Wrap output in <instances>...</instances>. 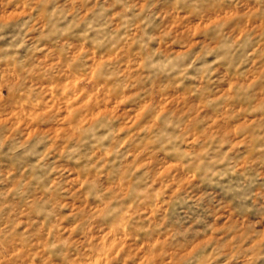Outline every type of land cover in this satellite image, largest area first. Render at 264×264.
I'll return each instance as SVG.
<instances>
[{"label":"rangeland","instance_id":"obj_1","mask_svg":"<svg viewBox=\"0 0 264 264\" xmlns=\"http://www.w3.org/2000/svg\"><path fill=\"white\" fill-rule=\"evenodd\" d=\"M148 3L147 27L140 25L139 34L146 33L149 48L162 54L156 59L185 52L195 59L215 46L211 26L218 22H227L236 37L245 30L256 33L250 55L242 63L229 59L210 69L197 61L184 76L173 74L170 81L162 74L152 80L141 68V48L135 41L106 55L85 47L83 33L65 35L67 27L59 34L51 25L46 28L31 0H0V36L5 37L0 40V122L32 145L43 141L31 163L24 150L18 156L5 144L0 193L19 211L17 231L33 237L35 264H188L193 256L200 258L191 264H264V209L257 213L252 207L256 197L242 207L228 185H212L221 196L209 188L211 181L201 188L190 158L162 151L146 138L156 113H145L154 100L161 111L185 117L193 135L182 151H200L199 137L213 149H224L233 174L259 180L256 193L264 204V110L252 111L264 105V22L245 15L256 12L257 0ZM105 62L113 67L105 68ZM138 77L144 83H135ZM102 136L109 138L98 142ZM145 173L153 195L163 190L164 197L138 195V177ZM21 183L30 189V199L59 201L58 222L56 216L50 222L37 219L38 208L25 210L13 199L12 189ZM53 184L60 186L55 195L45 191ZM185 192L195 193L212 214L205 213L197 223L188 204L171 203ZM102 194L115 198L109 207L121 212L101 215L107 204ZM125 213L131 218L122 222ZM85 232L94 252L83 239ZM49 242L57 247L49 249ZM102 250L105 259L100 258Z\"/></svg>","mask_w":264,"mask_h":264},{"label":"clouds","instance_id":"obj_2","mask_svg":"<svg viewBox=\"0 0 264 264\" xmlns=\"http://www.w3.org/2000/svg\"><path fill=\"white\" fill-rule=\"evenodd\" d=\"M186 3L188 5L198 4L199 0H186ZM31 4L40 11L41 19L45 21L46 28L51 25L59 34L64 27H67L69 31L65 35L75 36L83 33L85 47L94 46L98 51H105L106 55L111 54L118 46L122 45L126 48L130 42L135 41L141 48V68L148 72V78L152 80L160 79L162 74L170 81L173 74L184 76L196 66L197 61L204 63V66L209 69L213 68L215 64L229 59L233 64L242 63L250 55L249 45L253 42L254 35H256V33L245 30L236 37L234 31L231 33L228 31L227 22H218L211 26V30L216 33L213 37L216 40L215 46L197 55L195 59L192 58L193 54L191 52H185L179 56L164 55L162 59H156L162 54L149 48V37L146 33L144 35L139 34L143 32L140 25L147 27L148 17L146 13L150 8L148 0H143V7H141V0H31ZM257 4L259 7H257L255 13L249 10L245 15L254 16L255 19L264 22V0H257ZM239 22L243 23V18ZM3 39L5 37L0 36V40ZM151 39L155 41L158 38L152 37ZM23 46V44L20 45V47ZM79 59L83 61V57ZM104 67L111 69L113 65L105 62ZM144 79V77H138L135 83L142 84ZM125 80L129 84L132 83L129 76H125ZM244 91L247 92L248 89H244ZM3 99V95L0 94V102ZM144 99L147 100V93H145ZM261 110H264V105L252 109L254 112ZM145 113L146 115L156 113L153 127L146 130V138H149L152 145L158 146L162 151H167L169 154L175 153L181 159L190 158L192 165L200 174L199 183L201 188L211 181L212 184L209 185V188L216 196H221L223 193L216 191L212 185H228L232 189L231 194L235 203L244 207L247 206L249 201L253 200V197H256L252 207L257 213L264 209V204L261 203V199L256 193V188L260 187L259 180L246 174L241 179L240 175L233 174L234 169L231 160L224 149L219 147L213 149L210 142L203 137H199L196 143L200 147V151H196L195 148L190 149L188 152L182 151L181 145L187 143L189 137L193 135L192 127L190 125L186 126L185 117L179 116L171 110L161 111L154 100L147 103ZM5 133H7V140L4 139ZM110 135H114V133ZM108 138V136H102L98 138V142L99 139L107 141ZM6 143L11 145L10 150L18 156L21 150H24V155L29 156V163H31V158L38 154V147L43 144V141H36V145H32L31 141L19 139V134L13 135L8 132L7 125L0 122V152H3ZM114 151L119 153V148ZM33 179H37V177L33 176ZM39 179H43V176ZM150 179L151 177L147 173L138 177V181L141 183V190L138 195L144 196L145 199L159 200L165 196V193L161 190L159 196H154L155 189L149 184ZM45 191L55 195L60 191V186L53 184L46 187ZM88 194L89 196L92 195L91 189H89ZM11 195L18 203L25 205V210L35 211L38 208L37 219L42 216L50 222V218L56 216L58 222L56 213L59 209V201L53 203L51 197L48 200L30 199L32 193L23 183L20 184L19 188L14 186ZM261 195H264V188H261ZM102 196L107 199V194H102ZM113 199H107L105 211L101 215L112 216L121 212L120 208L109 207ZM6 200L7 197L0 193V264H15L16 261L21 260L35 264L31 255L34 247L31 243L33 237L30 233L20 234L17 231V225L20 221L19 211L12 206L11 202L5 203ZM177 202L188 204L189 215L194 216L197 223L201 222L205 213L212 214L209 208L204 207L200 199L195 198V193H192L191 196L186 192L174 196L171 203L175 204ZM9 207L12 209L11 212H6V208ZM130 218L128 213H125L121 217V221ZM179 227L183 228V224ZM18 236L19 240L17 239ZM83 239L85 243L89 244V251L94 252L95 246L88 241L87 232H85ZM17 246L20 247V252L15 251ZM43 246L42 244L41 247ZM56 247V244L48 243L49 249ZM10 251L13 253L12 256L9 255ZM69 255L70 253H65L66 258ZM105 256L106 253L102 250L100 258L105 259ZM199 258V256H193L188 264H191V260Z\"/></svg>","mask_w":264,"mask_h":264}]
</instances>
